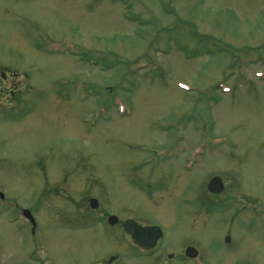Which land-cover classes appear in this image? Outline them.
<instances>
[{"label": "rangeland", "instance_id": "rangeland-1", "mask_svg": "<svg viewBox=\"0 0 264 264\" xmlns=\"http://www.w3.org/2000/svg\"><path fill=\"white\" fill-rule=\"evenodd\" d=\"M188 246L264 264V0H0V264Z\"/></svg>", "mask_w": 264, "mask_h": 264}, {"label": "water", "instance_id": "water-1", "mask_svg": "<svg viewBox=\"0 0 264 264\" xmlns=\"http://www.w3.org/2000/svg\"><path fill=\"white\" fill-rule=\"evenodd\" d=\"M207 190L211 194H219L223 190V184L220 178L214 177L212 178L208 185ZM91 209L97 208V202L95 200L90 201ZM22 215L25 219H27L33 226H35L34 220L31 217L30 213L27 211H23ZM116 222L115 217H110L108 219L109 225H114ZM123 232L127 235H131L134 242L137 243L143 249H152L155 247L157 241H159L163 234L159 227H139L136 225L134 221L128 220L123 223L122 225ZM186 253L190 255V257H195L196 251L193 248H187Z\"/></svg>", "mask_w": 264, "mask_h": 264}, {"label": "flooded vegetation", "instance_id": "flooded-vegetation-1", "mask_svg": "<svg viewBox=\"0 0 264 264\" xmlns=\"http://www.w3.org/2000/svg\"><path fill=\"white\" fill-rule=\"evenodd\" d=\"M234 210H235V212L237 213V215H239L240 214V211L239 210H236L235 208H234ZM113 217H115L116 218V222H115V224H117V222H118V218L116 217V216H113ZM128 220H131V221H134V220H132V219H128ZM128 220H126V221H128ZM126 221H124V222H126ZM123 222V223H124ZM135 222V221H134ZM122 223V224H123ZM137 223V222H136ZM114 224V225H115ZM138 225V224H137ZM143 227V226H142ZM121 228H122V225H121ZM123 230V229H122ZM125 237L128 239V244L130 245V247H132V248H134V249H136L137 251V253H138V255H140V256H142V257H148V256H150L151 254H153V251H154V249H156V247L158 246V244L161 242V241H158L157 243H156V245H155V247L153 248V249H149V250H144V249H142L139 245H137L135 242H134V240H133V238H132V236L131 235H127V234H125ZM130 242V243H129ZM224 244H230L231 243V238H230V236H227L226 238H224ZM187 248H193L192 246H188V247H186L185 249H184V252H183V255L182 256H178L177 258H176V263L177 264H213V262L211 261V256L210 255H206V256H202V257H199V253H198V251L195 249V248H193L195 251H196V255H195V257H190V255H188L187 253H186V250H187ZM231 254V258H230V262L232 261V259H234L235 257H234V255L232 254V253H230ZM226 256V254L225 255H223V257H225ZM168 258H172V256H169ZM227 262H228V258L227 259H225ZM98 264H122V259H119V260H116L115 259V257H110V258H102V259H100L98 262H97ZM234 264H239L238 263V261H235V263ZM240 264H243L241 261H240ZM256 264V263H255Z\"/></svg>", "mask_w": 264, "mask_h": 264}]
</instances>
